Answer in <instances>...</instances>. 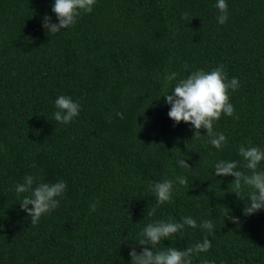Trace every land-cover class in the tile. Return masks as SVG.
Segmentation results:
<instances>
[{
	"label": "trees",
	"instance_id": "trees-1",
	"mask_svg": "<svg viewBox=\"0 0 264 264\" xmlns=\"http://www.w3.org/2000/svg\"><path fill=\"white\" fill-rule=\"evenodd\" d=\"M216 3L97 0L49 35L43 17L59 23L54 0H0V264H131L149 223L185 216L212 221L213 234L185 225L154 251L184 250L208 236L210 250L192 264H264V209L245 216L249 189L239 199L234 177L214 175L220 160L248 171L241 145L264 150V0H226L223 25ZM220 65L240 86L229 90L234 115L214 123L227 138L218 150L206 129L195 135L190 123L170 119L163 96L176 83L165 88L166 74L179 80ZM60 95L80 104L68 124L53 117ZM26 175L67 185L59 207L36 225L20 207L29 193L15 192ZM165 179L174 181L172 199L148 216L156 207L151 185Z\"/></svg>",
	"mask_w": 264,
	"mask_h": 264
},
{
	"label": "clouds",
	"instance_id": "clouds-1",
	"mask_svg": "<svg viewBox=\"0 0 264 264\" xmlns=\"http://www.w3.org/2000/svg\"><path fill=\"white\" fill-rule=\"evenodd\" d=\"M97 0H54L52 12L56 14L59 23H52L51 17L45 15L43 17V28L46 32L56 34L62 29H66L77 22V18L81 13H91L93 6ZM215 7L219 10L220 15L217 22L221 25L228 20V5L226 0H217ZM188 13L184 14L187 18ZM185 69L188 65L184 66ZM178 73L171 72L165 75L164 87L167 88L173 81V90L164 95L165 102L170 105L168 116L175 121L190 123L195 130V135L200 129H206V134L211 137L209 143L216 149H221L227 143V138L223 133L214 131V123L221 118V115L233 116L235 113L234 106L229 102V90L236 91L239 88L237 78L228 79L224 66L220 65L211 72L204 70H196L191 72L186 78L177 80ZM57 111L53 113L55 121L62 124L70 123L80 113V104L73 101L69 96L60 95L55 100ZM117 116L123 119V113L117 112ZM193 136V138L195 137ZM239 155L242 157L243 167L248 171L240 169L239 161L220 160L214 164V175L232 176L234 180L231 182V192L235 193L239 199L241 192L249 189L247 192L249 204L245 205L243 210L245 216L252 215L261 209H264V171L258 170V166L264 161V150L259 147L251 146L239 147ZM181 168H191L184 159L177 161ZM37 177L26 175L23 183L15 186L17 194L29 193L25 195L20 202V207L30 217L32 225L39 223L44 214H48L59 207L60 201L57 197H61L67 185L63 181L56 183H36ZM175 183L184 186L188 183L186 176L175 177ZM152 191L156 197V207L147 212L148 216H152L156 209L172 199L174 181L165 179L162 182H155L151 185ZM99 201L90 205V211L95 212ZM29 205L32 207L29 208ZM226 212L224 217L239 223L238 219ZM185 225L191 228H201L207 230L208 235H212L214 224L210 220H204L199 225L197 221L185 216L182 222H172L159 220L155 223H149L135 241L142 246V251L137 253L135 247L132 248L129 255L131 264H192V258L199 253L207 252L211 248V240L205 236L202 242L179 250L177 248L168 247L166 250L154 251L161 241L168 239L173 234L180 232ZM148 245H151L149 250Z\"/></svg>",
	"mask_w": 264,
	"mask_h": 264
}]
</instances>
